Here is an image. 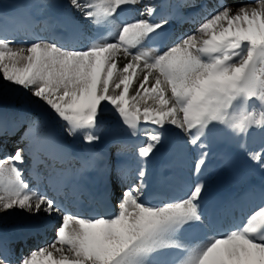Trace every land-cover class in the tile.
<instances>
[{
  "label": "snow or ice",
  "instance_id": "6c2138e0",
  "mask_svg": "<svg viewBox=\"0 0 264 264\" xmlns=\"http://www.w3.org/2000/svg\"><path fill=\"white\" fill-rule=\"evenodd\" d=\"M157 7L155 0H66V26L79 46L37 37L16 47L0 28V135L27 123L17 145L32 137L29 149L0 158V264H264V144L250 150L240 142L255 130L264 136V110L235 112L264 105V0L235 8L216 0L195 31L171 42L169 17ZM109 112L127 137V159L120 149L97 150ZM218 125L260 178V206L238 225L209 199ZM172 138L182 143L180 171L161 193L148 166L170 152ZM26 153L45 164L52 195L30 186ZM97 161L101 181L90 194L97 207L66 206L60 195L70 191L78 201ZM49 230L50 240L26 253L10 244Z\"/></svg>",
  "mask_w": 264,
  "mask_h": 264
},
{
  "label": "bare ground",
  "instance_id": "6f19581e",
  "mask_svg": "<svg viewBox=\"0 0 264 264\" xmlns=\"http://www.w3.org/2000/svg\"><path fill=\"white\" fill-rule=\"evenodd\" d=\"M3 1L4 0H2V2ZM159 1L160 0H155L158 5L157 10L161 9V7H159ZM251 2L252 0H226V3L232 5L234 8L241 4ZM8 3H6L7 5L2 6V10L0 12V28L6 27L8 31L15 36V44L13 46L18 47L25 43H31L37 37L49 39L52 35H54V33H59V37L65 36L74 39L78 46L83 43V41L80 40L75 34L71 33L69 28L66 26V13L63 8L66 0H19L18 4H10V2ZM215 4L216 0H166V5L164 7L165 9L172 11L174 8H180L183 12L187 13L191 17L195 24L193 27H181L176 25V33L174 38L177 39L195 31L203 19L213 10ZM195 5H212L213 7H198ZM29 32H32L33 34H30ZM34 33L36 36H34ZM120 62H123V58H121ZM261 110H264V105H261L257 101L252 107H249L248 105H240L235 109V112L239 114L245 111H253L256 113V115H259ZM109 113H105L106 124L115 126V131H118L117 133L120 134L121 128L116 126L115 120H110L109 118L111 117L106 116ZM0 127H2V125H0ZM217 128L219 130L216 131L212 137L213 152L209 157V160L213 162V168L208 173L209 194L220 192L221 194L227 192L231 194H238L241 191H245V188H249L252 184L257 183L259 174L254 173V171H248V168L251 167V163L248 161L245 152L239 148L238 143L233 140L231 136L226 134V130H224L222 125H218ZM255 131V135H250L246 138H240V142L246 143L250 150H256L262 144H264V136H261L258 130ZM9 137L10 136L2 135L1 139L3 143L7 141ZM124 138L127 137L124 136ZM29 139H32V137H27V140ZM170 143V152L150 163H159L162 166L163 174H168V177L166 179L163 178L161 182V191L163 192L167 190V185L169 183L168 178L177 176L180 171L179 157L182 151V143L176 138H172ZM77 153L83 155L82 152ZM225 159L228 160L227 168H225L223 163ZM28 160L29 161L27 162L26 166H24L26 167L25 170L30 169L32 173H36L38 170V163H35L33 158H29ZM30 162L32 163L30 164ZM168 164H171L172 166H165ZM234 169H239L243 173V176L240 177L239 181H233L231 178L230 173ZM33 187H36L35 184ZM44 192L46 191H41V193ZM51 192L52 186L47 194L50 195ZM257 208L258 207H256V209ZM255 210H252V212ZM224 220L226 222V216ZM50 231L51 230L48 232H43L42 234L46 233L45 236L47 238L42 239L41 244H32L28 251L35 247H42L43 244L50 239ZM193 239L200 241L201 237L198 235V237ZM26 251L27 250H24L25 253Z\"/></svg>",
  "mask_w": 264,
  "mask_h": 264
},
{
  "label": "rangeland",
  "instance_id": "374dc122",
  "mask_svg": "<svg viewBox=\"0 0 264 264\" xmlns=\"http://www.w3.org/2000/svg\"><path fill=\"white\" fill-rule=\"evenodd\" d=\"M5 1V2H4ZM3 2H2V0H0V12H1V10H2V6L3 5H7L6 3H8V2H10V4H18L19 3V0H11V1H7V0H4ZM14 3H13V2ZM2 3H3V5H2ZM9 4V3H8ZM30 34L32 33V32H29ZM50 37V36H49ZM113 114V113H109V114H107L106 116L108 117V116H110L111 118H114V119H111V118H109L110 120H115V117H113V115L111 116V115ZM27 125V124H26ZM107 125V126H106ZM114 125V124H113ZM115 126H112V125H110V124H106V122L104 123V126L102 127V129H101V135H102V142L97 146V150H104L105 148H107L108 147V145H109V143L110 144H116V148H119L120 150H121V153L123 154L122 155V157L121 158H123V159H127L129 156H130V152L128 151V149H127V147H126V144L123 142V141H120V140H122L121 138V136H120V134L121 133H124L122 130H120L121 132H120V134H118L116 131H115V128H114ZM124 136H125V134H123ZM122 135V136H123ZM104 139L105 140H109L106 144H103V141H104ZM2 140V139H1ZM73 148L75 149V151H80V152H82L81 151V149H80V146L78 145V144H75V145H73ZM118 149H114L113 151H111V154H113V155H115V153H116V151H117ZM12 154H14V152H12ZM12 154H10V155H12ZM2 156L4 155V154H1ZM41 159H43V156H41ZM45 161H46V163L47 164H49V165H51L52 164V161H50V160H47V159H44ZM26 166V165H25ZM41 166H42V173H45V174H47L48 173V169L46 168V166H45V164L44 163H41ZM55 166L57 167V168H60V165H59V163H57L56 162V164H55ZM73 167H79V162L78 161H76V162H73V165H72ZM62 167H64V166H62ZM28 175H26V178L28 179ZM50 240V239H49ZM48 240V241H49ZM48 241H46L45 243H47Z\"/></svg>",
  "mask_w": 264,
  "mask_h": 264
}]
</instances>
